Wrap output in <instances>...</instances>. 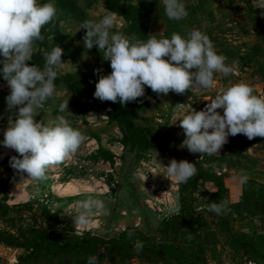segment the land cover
I'll return each mask as SVG.
<instances>
[{"label":"rangeland","instance_id":"rangeland-1","mask_svg":"<svg viewBox=\"0 0 264 264\" xmlns=\"http://www.w3.org/2000/svg\"><path fill=\"white\" fill-rule=\"evenodd\" d=\"M138 1L121 0V3L128 6L136 5ZM38 2L52 3L57 10L55 17L59 20L63 37L59 44L63 49L61 58L63 64L56 69L58 76L71 74L79 81L90 83L93 81L94 84L85 86L87 94L72 92L64 82L55 85L54 97L46 101L42 109L37 110V122L41 120L45 124H50L57 116H64L73 128L85 136L76 153L64 162L49 168L46 180L38 182L30 179L27 173L13 169L10 166V159L19 154L0 143V179L9 174L13 176L8 189L9 205L31 203L33 208L31 212L23 213V219L30 221L31 215L40 210L42 204L40 199L47 193L50 195V210L56 212L66 225L73 227L75 233L89 232L104 238H111L124 228L154 233L162 216L150 209L146 200L157 196L156 191L160 188L144 189L145 183L138 177L136 167L141 160L150 158L149 154L163 163L161 156L164 154L158 149L148 151L141 157L126 154L121 156L118 165L110 166L101 160L91 158L92 153L96 151L93 139L108 148L120 140L123 132L120 126L111 124L104 118L101 107L107 101L102 102L94 97L95 84L99 77L111 73L110 62L103 60V54L96 47L85 48L83 38L86 30L81 29L83 21H98L111 11L107 9L104 0H74L77 9L73 11L63 9L55 0ZM160 2L163 4V0ZM182 2L188 12L187 17L172 20L166 16L164 10L158 18L152 19L150 38L170 39L173 33L186 37L192 30H200L208 35L217 54L225 56L226 65L231 66L234 71L228 76L217 72L214 74L211 87L190 89L185 94L169 92L167 95H157L149 90L147 101L139 111L138 122L156 134L167 136L176 147L172 159L177 158V161L181 160L187 149L180 147L185 135L179 126V120L192 108L197 111L204 109L222 89L241 81L254 89V95L264 97V8H257L254 0H182ZM111 13L114 15V24L110 31L122 33L132 40L134 37L123 32L126 26L124 19L116 13ZM38 49V46L34 45L33 53ZM9 93L7 82L0 81V141L4 139L9 116L14 119L18 112V109L9 110L7 107L6 97ZM66 99L68 109L61 113L59 106ZM217 111L223 114V109ZM223 152L222 148L216 155L204 154L203 159L220 156ZM246 153L249 158L218 161L215 165L216 171L229 172L239 179L245 176L252 177L264 183V141L253 143ZM169 156L171 157L170 154ZM108 170L112 172H107ZM158 173L163 175L162 172ZM70 181L82 182L91 186L93 191L73 193L58 191L59 184ZM89 199L101 201L104 208L102 210L93 208L87 215L89 223L78 226L74 219L83 211L80 202ZM171 200L175 205L179 204L178 197ZM16 222L20 223L19 216L13 214L8 220L0 219V229L8 228ZM137 222L138 226L135 225ZM20 253H22L20 249L0 244V264H17V256Z\"/></svg>","mask_w":264,"mask_h":264},{"label":"clouds","instance_id":"clouds-1","mask_svg":"<svg viewBox=\"0 0 264 264\" xmlns=\"http://www.w3.org/2000/svg\"><path fill=\"white\" fill-rule=\"evenodd\" d=\"M254 3L264 8V0ZM163 5L169 19L181 20L188 15L182 0H163ZM56 13L52 3L0 0V75L10 89L6 97L8 109H18L14 119L9 116L0 143L19 154L11 157L10 166L38 182L46 180L49 168L70 158L85 140L64 116H57L50 124L36 120L37 110L54 97L56 69L63 64V49L56 45L44 53L43 70L29 62L35 42L44 39L42 28ZM113 24L111 12L98 21L85 20L81 24V29L86 30L85 48L96 47L103 60L110 62L111 73L101 75L95 84L94 97L102 102H119L123 107L144 97L145 87L157 95L185 94L190 89L211 87L217 72L228 76L234 71L200 30L194 29L186 37L173 33L170 39L152 37L145 42L112 33ZM253 93L254 89L241 81L222 89L204 109L192 108L179 120L185 135L180 147L211 156L219 153L229 136L243 134L249 140L264 137V97ZM68 99L60 104L61 113L67 111ZM218 109H223L222 115ZM164 168L165 177L179 183H187L197 174L195 164L187 160L173 158ZM241 179L246 182L247 177ZM80 203L83 211L74 219L78 226L89 223L87 215L93 208H104L98 200ZM225 207L223 202L212 201L208 210L220 214ZM135 247L140 251L143 243L137 241ZM88 264H96V258L90 257Z\"/></svg>","mask_w":264,"mask_h":264},{"label":"trees","instance_id":"trees-1","mask_svg":"<svg viewBox=\"0 0 264 264\" xmlns=\"http://www.w3.org/2000/svg\"><path fill=\"white\" fill-rule=\"evenodd\" d=\"M55 1L65 10L77 9L74 0ZM104 3L109 11L124 19L123 32L126 35L145 42L150 39L152 19L164 11L160 0H139L136 5L128 6L121 0H104ZM41 34L44 39L35 42L39 49L32 54L30 64L43 70L44 53L50 52L63 39L59 20L54 17L42 28ZM77 79L71 74L57 75L54 84L64 82L72 92L87 94L85 86L94 84L93 81ZM0 81H5L2 75ZM149 90L145 87L144 97L123 107L119 102L111 101L101 107L108 122L123 129L120 138L123 156L141 157L157 149L171 156L176 152L167 136L156 134L138 122L139 111L147 101ZM255 142L259 141L229 136V142L222 147L224 152L205 160L204 155L186 149L181 160L194 163L197 174L187 183L179 184L178 214L162 218L154 233L125 228L111 238L89 232L77 234L44 204L38 213L31 215L30 221H25L23 213L31 212L32 204L9 205L8 189L13 176L6 175L0 179V219L8 220L13 214L19 216L20 223L0 229V244L22 250L17 256V264H88L90 257L96 258V264H244L249 259L264 261V183L252 177H247L246 182L241 179L240 194L233 202L230 187L236 177L229 172L217 173L215 169L218 161L223 159L249 158L246 152ZM113 156L108 148L99 144L91 158L113 163ZM197 193L201 199L196 197ZM199 201L207 206L212 201L223 202L226 207L220 214L197 212L195 208ZM255 220L261 223L257 225ZM137 241L143 243L140 251L135 247Z\"/></svg>","mask_w":264,"mask_h":264},{"label":"built area","instance_id":"built-area-1","mask_svg":"<svg viewBox=\"0 0 264 264\" xmlns=\"http://www.w3.org/2000/svg\"><path fill=\"white\" fill-rule=\"evenodd\" d=\"M105 119L108 120V117L104 115ZM93 143L95 144V150L99 148V144L97 143L96 139H93ZM108 149L113 153V163H110L106 160H101L102 163H105L106 165H118L120 162V158L123 154V144L120 140L116 141L113 146H109ZM150 158L143 159L139 162L138 166L136 167V171L138 174V177L145 183L144 189L151 188V190H157L160 188V190L156 191L157 196H152L151 198H148L146 200L147 206L152 209L154 212H156L159 216H162V218H167L170 216H173L175 214H178L179 212V204L172 203V198L178 197V191H179V182H177L174 178H167V171L164 167H167L169 164V161L172 159V156L170 157L169 154H164L161 156V161H158L154 159L153 155L150 156ZM107 172H112V170H108ZM158 172H162L163 175H158ZM225 172V171H224ZM220 173V172H217ZM147 179L145 180V178ZM150 191V190H149ZM50 195L45 193L43 197L40 199L42 204L46 205L50 209ZM196 197L201 199V196L197 193ZM174 204V205H173ZM170 209H178L177 211H171ZM196 211L202 212V211H209L208 206L204 204L203 202L199 201V203L196 205ZM136 226L139 225V222L135 224ZM125 229V228H124ZM122 229V230H124ZM83 230V229H82ZM88 231V230H87ZM78 234H82L79 231H76ZM244 264H264V261H256V260H246Z\"/></svg>","mask_w":264,"mask_h":264},{"label":"bare ground","instance_id":"bare-ground-1","mask_svg":"<svg viewBox=\"0 0 264 264\" xmlns=\"http://www.w3.org/2000/svg\"><path fill=\"white\" fill-rule=\"evenodd\" d=\"M57 189L59 192H62V193H73L77 191H85V192L93 191V188L91 186H88L82 182H76V181H70L65 184H59L57 186Z\"/></svg>","mask_w":264,"mask_h":264},{"label":"crops","instance_id":"crops-1","mask_svg":"<svg viewBox=\"0 0 264 264\" xmlns=\"http://www.w3.org/2000/svg\"><path fill=\"white\" fill-rule=\"evenodd\" d=\"M240 180L238 177H236V182L231 185L230 187V200L231 201H236L238 199V196L240 194ZM210 189H214V187H210ZM260 220H255V224H260ZM227 264H234L231 262H227Z\"/></svg>","mask_w":264,"mask_h":264},{"label":"water","instance_id":"water-1","mask_svg":"<svg viewBox=\"0 0 264 264\" xmlns=\"http://www.w3.org/2000/svg\"><path fill=\"white\" fill-rule=\"evenodd\" d=\"M237 136H239L240 138H244V139H247L249 140L245 135L243 134H238ZM252 141H264V137H256L254 138Z\"/></svg>","mask_w":264,"mask_h":264}]
</instances>
